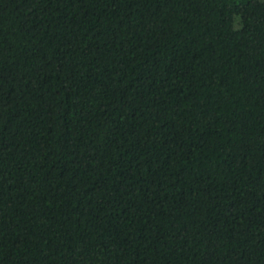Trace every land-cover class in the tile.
I'll use <instances>...</instances> for the list:
<instances>
[{
	"label": "trees",
	"instance_id": "trees-1",
	"mask_svg": "<svg viewBox=\"0 0 264 264\" xmlns=\"http://www.w3.org/2000/svg\"><path fill=\"white\" fill-rule=\"evenodd\" d=\"M0 264H264V0H0Z\"/></svg>",
	"mask_w": 264,
	"mask_h": 264
}]
</instances>
